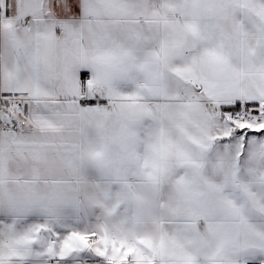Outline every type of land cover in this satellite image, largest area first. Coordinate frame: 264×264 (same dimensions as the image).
Listing matches in <instances>:
<instances>
[{"label": "snow or ice", "instance_id": "6c2138e0", "mask_svg": "<svg viewBox=\"0 0 264 264\" xmlns=\"http://www.w3.org/2000/svg\"><path fill=\"white\" fill-rule=\"evenodd\" d=\"M0 264H264V0H0Z\"/></svg>", "mask_w": 264, "mask_h": 264}]
</instances>
